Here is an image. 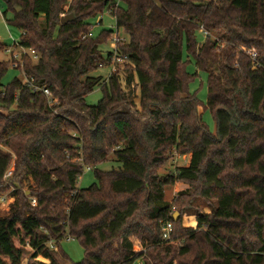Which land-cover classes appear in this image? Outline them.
I'll return each mask as SVG.
<instances>
[{
  "label": "trees",
  "instance_id": "16d2710c",
  "mask_svg": "<svg viewBox=\"0 0 264 264\" xmlns=\"http://www.w3.org/2000/svg\"><path fill=\"white\" fill-rule=\"evenodd\" d=\"M0 1L28 52L13 67L24 81L2 85L12 61L0 62V195L13 187L0 264H264V0ZM104 12L128 38L116 43L124 78L93 76L113 65L101 51L113 32L92 34ZM191 62L207 76L214 134L189 91ZM172 151L188 165L160 174ZM109 156L119 168L99 170ZM84 169L95 182L80 189ZM196 198L214 205L184 228ZM68 238L80 262L61 252Z\"/></svg>",
  "mask_w": 264,
  "mask_h": 264
},
{
  "label": "rangeland",
  "instance_id": "374dc122",
  "mask_svg": "<svg viewBox=\"0 0 264 264\" xmlns=\"http://www.w3.org/2000/svg\"><path fill=\"white\" fill-rule=\"evenodd\" d=\"M117 1V0H115ZM5 11L4 5L0 1V45L4 47V49H0V62H7L11 59L12 64L9 67L6 75L3 77L1 84L7 85L10 83L14 78H17L21 81H24V76L22 73L13 67L16 66V62L18 64L22 63V58L24 54L17 56L16 58L14 55L18 53L20 50L14 47V43H18L21 32L18 28L12 25L10 22L12 21L13 14L12 12H7L5 17L3 13ZM101 20V24L99 21ZM91 23L93 24L92 34L94 36L98 35L102 30H110L113 32L111 38H113L114 34L117 33L118 37L127 41V36L123 33L122 30H117L115 26L114 18L108 13L104 12L99 15L97 18L92 19ZM197 39L199 42H202L203 36L201 34L197 35ZM113 43L110 40L106 45L101 46V51L103 56L105 57L108 52L112 51ZM11 52L14 54H11ZM20 54V53H19ZM183 60H186V53H183ZM118 72L121 78H124L125 72L123 68V64L115 65L113 67H103L96 71L93 76H101L103 78H107V76L112 72ZM186 71L190 74H196L193 81L189 84V91L191 93L196 94L197 99L201 102L200 113L203 122L206 124L208 130L214 134L215 133V122L210 114V112L204 108L206 98H207V76L205 73L197 71L193 65V63H187ZM101 99V91L100 88H95L86 98L85 103L88 106H95L98 101ZM138 103V99H137ZM189 156H180L176 154L174 151L169 155V158L165 165L159 170L160 174H165L169 170L174 169L175 167H184L188 165ZM12 164L10 167V171L12 172ZM119 164L113 161L112 156L108 157V161L102 163L98 166V169L101 171H110L112 169H118ZM95 182L94 173L91 170L84 169L82 175L79 177L77 182V187L80 189L88 188ZM26 191V188H24ZM177 186H169L165 188L164 191V200L166 202H172L175 198V194L177 192ZM13 191V187L8 185L4 190L1 191L0 197L4 199L3 202L0 201V217L5 216L9 205L13 202V199L10 197V193ZM25 194L28 196V192L26 191ZM194 206L189 207L182 213L181 216V225L184 228H195L196 227V214L204 213L208 214L211 211V207L214 203H208L200 198H196L194 201ZM175 213L178 214L177 210ZM179 215V214H178ZM175 245L178 242L172 241ZM60 250L64 253L70 261L77 263L80 262L84 257V252L79 244L78 241L74 239H65L60 242Z\"/></svg>",
  "mask_w": 264,
  "mask_h": 264
},
{
  "label": "built area",
  "instance_id": "2783aa9c",
  "mask_svg": "<svg viewBox=\"0 0 264 264\" xmlns=\"http://www.w3.org/2000/svg\"><path fill=\"white\" fill-rule=\"evenodd\" d=\"M111 41L113 43V46H112V62H113V66H115L116 64H122L124 61H125V58L119 56L116 52V43H118V41H124L123 39L119 38L118 37V34L115 33L113 38H111ZM17 44L14 43V46H16ZM21 51V54H27L28 52L24 49H19ZM248 55L251 57V59H255L256 58V53L254 50H249L247 51ZM11 54H13L11 52ZM30 55H32L33 59H36L37 56L36 54L33 52V51H30L29 52ZM14 55V54H13ZM14 57L16 58L17 55L15 54ZM113 72V71H112ZM42 92L49 98V93L46 91V90H42ZM50 99V98H49ZM49 103L52 104V102L49 100ZM11 171L8 170L7 173L5 174V177H8L11 175ZM0 201L3 202L4 199L0 197ZM30 204L32 206H35V199L34 198H30ZM172 232V224L170 222H167V223H164L162 226H161V233H162V239L165 240V241H169L170 240V234ZM68 239H71V238H68ZM49 247L53 250H55L54 248V245L52 243H49ZM135 264H142L141 263V260H138Z\"/></svg>",
  "mask_w": 264,
  "mask_h": 264
},
{
  "label": "water",
  "instance_id": "95a60500",
  "mask_svg": "<svg viewBox=\"0 0 264 264\" xmlns=\"http://www.w3.org/2000/svg\"><path fill=\"white\" fill-rule=\"evenodd\" d=\"M16 11L19 12L20 10L18 8H16ZM74 18L73 14H69V15H66V16H62L61 19H60V22L63 24L69 20H72ZM177 216L178 214L177 213H174L173 214V220L176 221L177 220Z\"/></svg>",
  "mask_w": 264,
  "mask_h": 264
},
{
  "label": "crops",
  "instance_id": "0c3cea01",
  "mask_svg": "<svg viewBox=\"0 0 264 264\" xmlns=\"http://www.w3.org/2000/svg\"><path fill=\"white\" fill-rule=\"evenodd\" d=\"M100 21H101V20H100ZM100 21H99V22H100ZM19 53H20V54H19ZM16 55H17V56L21 55V51H19L18 53H16Z\"/></svg>",
  "mask_w": 264,
  "mask_h": 264
}]
</instances>
